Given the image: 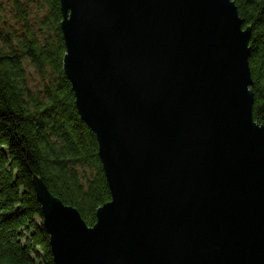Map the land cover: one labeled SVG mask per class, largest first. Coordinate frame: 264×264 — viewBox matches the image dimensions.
Wrapping results in <instances>:
<instances>
[{"label": "water", "instance_id": "water-1", "mask_svg": "<svg viewBox=\"0 0 264 264\" xmlns=\"http://www.w3.org/2000/svg\"><path fill=\"white\" fill-rule=\"evenodd\" d=\"M63 71L112 199L34 176L56 264H264V125L233 0H60Z\"/></svg>", "mask_w": 264, "mask_h": 264}, {"label": "trees", "instance_id": "trees-1", "mask_svg": "<svg viewBox=\"0 0 264 264\" xmlns=\"http://www.w3.org/2000/svg\"><path fill=\"white\" fill-rule=\"evenodd\" d=\"M233 1L252 28L253 116L264 125V0ZM61 21L60 0H0V264H56L34 176L88 226L112 199L63 71Z\"/></svg>", "mask_w": 264, "mask_h": 264}, {"label": "rangeland", "instance_id": "rangeland-1", "mask_svg": "<svg viewBox=\"0 0 264 264\" xmlns=\"http://www.w3.org/2000/svg\"><path fill=\"white\" fill-rule=\"evenodd\" d=\"M1 1H3V0H1ZM4 3H5V0H4ZM33 11H34L35 13H37V11H36V8H35V7L33 8ZM7 16H8V19H9V20H11V17H12V16L9 14V12H7ZM38 16H40V17L42 16V14H41V12H40V11L38 12ZM33 19H34V17H33V16H31V20H33Z\"/></svg>", "mask_w": 264, "mask_h": 264}]
</instances>
